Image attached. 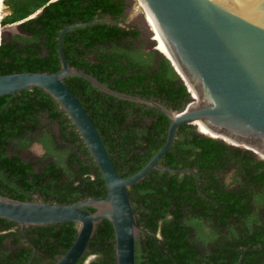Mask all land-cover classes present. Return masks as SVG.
Returning a JSON list of instances; mask_svg holds the SVG:
<instances>
[{
  "label": "trees",
  "instance_id": "1",
  "mask_svg": "<svg viewBox=\"0 0 264 264\" xmlns=\"http://www.w3.org/2000/svg\"><path fill=\"white\" fill-rule=\"evenodd\" d=\"M129 1L11 0L12 13L2 24L23 22L31 36L19 37L20 43L3 39L0 76L58 72L60 32L108 16L125 20ZM141 35L134 27L99 22L69 31L63 50L72 67L107 87L183 110L192 101L188 87L167 59L145 50ZM64 82L88 112L122 177L141 171L165 144L171 121L159 109L113 97L81 77ZM43 119L48 123L43 124ZM53 123L59 127L61 147L77 148L69 156L73 161L46 159L42 165L25 160L23 148L37 132H51ZM161 164L174 170L193 169L195 174L153 170L131 186L137 222L146 231L136 243V264H239L246 250L243 264H264V160L184 124ZM230 174L228 184L225 178ZM0 195L20 201H33L39 195L46 203L66 205L107 196L105 180L72 120L40 88L0 97ZM11 224L0 219V230ZM36 231L47 234L45 253L54 259L69 250L78 233L75 223ZM90 251L97 254L90 264H116L115 233L108 220L97 225L78 264Z\"/></svg>",
  "mask_w": 264,
  "mask_h": 264
},
{
  "label": "water",
  "instance_id": "2",
  "mask_svg": "<svg viewBox=\"0 0 264 264\" xmlns=\"http://www.w3.org/2000/svg\"><path fill=\"white\" fill-rule=\"evenodd\" d=\"M7 1L0 0V17L7 11ZM139 1L153 18L156 32L171 58L158 50L155 39L154 46L146 50L157 51L167 59L191 94L192 101L183 110L167 109L155 100L117 92L70 65L63 50L64 36L73 29L99 22L126 27L122 20L110 16L66 26L60 32L58 54L61 69L58 72L0 76V97L16 96L22 91L40 88L59 104L85 142L107 186L106 198H89L70 205L20 201L0 195V219L20 225L22 232L30 226L76 224V239L55 264H78L87 254L96 227L103 220H108L114 228L116 264H136V243L146 231L137 222L129 190L153 170L195 174L193 169L174 170L161 164L178 139V130L182 125L194 126L201 133L195 124L200 123L220 137L201 133L204 136L264 158V0ZM21 25L4 26L0 22V45ZM153 32L155 34V30ZM72 76L81 77L118 99L159 109L170 119L165 144L137 174L122 177L115 168L97 127L64 82ZM188 84L192 86L196 98L189 91ZM88 208L94 209V212ZM246 252H243L239 264H243Z\"/></svg>",
  "mask_w": 264,
  "mask_h": 264
},
{
  "label": "flooded vegetation",
  "instance_id": "3",
  "mask_svg": "<svg viewBox=\"0 0 264 264\" xmlns=\"http://www.w3.org/2000/svg\"><path fill=\"white\" fill-rule=\"evenodd\" d=\"M10 1L11 0H8L7 5L5 4L8 15L12 13ZM17 23H22V25L5 37L6 43H18V40H20L19 37L31 36L24 31L23 22ZM140 42L144 43L142 35L140 37ZM146 49L147 47H145V50ZM161 50L163 49L161 48ZM194 94L196 95V93ZM47 123L48 122L43 119V124ZM200 132L208 136H214L212 134H208L207 132L204 133L201 128ZM60 135L58 125L53 123L51 132H48L47 134L37 132V135L33 137L31 143L23 148L21 156L27 161H32L34 163L39 162L42 165L46 159L47 162H65L71 153H76L77 148L71 147L68 144V149L62 148L61 145H64V143L61 141ZM69 159L73 161V158L69 157ZM87 159L88 158L85 157V160ZM34 200L44 201L39 195H36ZM38 227L30 226L26 228L25 232H22L20 225L12 223L8 229L0 230V236H4L2 246L0 245V264H17L18 262L20 263V261L23 264H55L59 260V255L54 259L45 253L46 248L43 244L48 241L47 234H42L36 231Z\"/></svg>",
  "mask_w": 264,
  "mask_h": 264
},
{
  "label": "rangeland",
  "instance_id": "4",
  "mask_svg": "<svg viewBox=\"0 0 264 264\" xmlns=\"http://www.w3.org/2000/svg\"><path fill=\"white\" fill-rule=\"evenodd\" d=\"M129 3H130L129 8H128L127 13H126V15L124 17L125 20H122L124 25H126V27H134V28H136V29L141 31L142 40H143V42L145 44V47L154 46V43H155L154 37H155V40H156L157 45H158V42H160V41L156 37V34H154V32H153L154 31V27L149 22V20L147 18V15H146V12H145V9L143 8L142 3L139 0H130ZM7 15H8V11H6L0 17V19L5 18ZM35 15H37V14H35ZM34 16H32V17H34ZM0 29H2V27ZM158 46H160V45H158ZM162 49L166 53L164 48H162ZM199 131H200V129H199ZM258 159L264 160V158H262V157H258ZM231 176L232 175L230 174L229 176H227L225 178V180H226V182L228 184L232 183V177ZM96 258H97V254H94L93 252L90 251V253L88 254V256L85 259L83 264H90Z\"/></svg>",
  "mask_w": 264,
  "mask_h": 264
},
{
  "label": "bare ground",
  "instance_id": "5",
  "mask_svg": "<svg viewBox=\"0 0 264 264\" xmlns=\"http://www.w3.org/2000/svg\"><path fill=\"white\" fill-rule=\"evenodd\" d=\"M146 15H147V18H148V20H149V22L151 23V25L154 27V30L156 31V29H155V22H154V20H153V18L151 17V15L146 11ZM1 28V27H0ZM2 32V29H0V33ZM155 34H156V37L158 38V40L160 41V42H158V45H160V46H158V50H160V52H162V50H161V48H164V50L166 51V54H167V56H168V58H171L170 57V54H169V52H168V50H167V48H166V46H165V44H164V42H163V40H162V38L159 36V34L157 33V32H155ZM154 39H155V37H154ZM160 43V44H159ZM162 54H163V52H162ZM179 73L182 75V73L180 72V70H179ZM183 76V75H182ZM188 86H189V90L194 94L195 92H194V90H192L193 88H192V86H190L189 84H188ZM192 88V89H191ZM194 97L196 98L197 97V95H195L194 94ZM198 127H199V129L201 128V130L202 131H204V133H208V134H212V135H214V136H211V137H213V138H218L217 137V135H215L213 132H211L210 130H208L205 126H203L202 124H200V123H195ZM206 135V134H205ZM220 137V136H219ZM225 140H227V139H225ZM230 142V141H229Z\"/></svg>",
  "mask_w": 264,
  "mask_h": 264
},
{
  "label": "built area",
  "instance_id": "6",
  "mask_svg": "<svg viewBox=\"0 0 264 264\" xmlns=\"http://www.w3.org/2000/svg\"><path fill=\"white\" fill-rule=\"evenodd\" d=\"M4 19V18H3ZM3 19H0V22H2Z\"/></svg>",
  "mask_w": 264,
  "mask_h": 264
}]
</instances>
